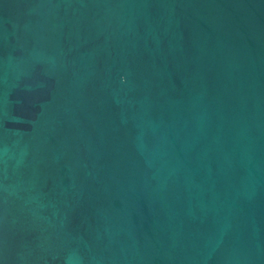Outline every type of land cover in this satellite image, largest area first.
Segmentation results:
<instances>
[{"label":"water","instance_id":"95a60500","mask_svg":"<svg viewBox=\"0 0 264 264\" xmlns=\"http://www.w3.org/2000/svg\"><path fill=\"white\" fill-rule=\"evenodd\" d=\"M0 264H264V0H0Z\"/></svg>","mask_w":264,"mask_h":264}]
</instances>
